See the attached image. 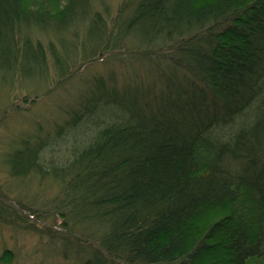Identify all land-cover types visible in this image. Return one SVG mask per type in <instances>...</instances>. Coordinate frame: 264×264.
<instances>
[{
    "label": "trees",
    "instance_id": "1",
    "mask_svg": "<svg viewBox=\"0 0 264 264\" xmlns=\"http://www.w3.org/2000/svg\"><path fill=\"white\" fill-rule=\"evenodd\" d=\"M96 2L0 0L1 76L106 66L59 126L68 156L7 155L61 185L44 230L77 264H264V0ZM3 198L0 223L36 217Z\"/></svg>",
    "mask_w": 264,
    "mask_h": 264
},
{
    "label": "rangeland",
    "instance_id": "2",
    "mask_svg": "<svg viewBox=\"0 0 264 264\" xmlns=\"http://www.w3.org/2000/svg\"><path fill=\"white\" fill-rule=\"evenodd\" d=\"M97 2L102 5V9L101 5L99 8L107 9L112 17L121 0ZM40 40L44 41L43 37L40 36ZM105 67L93 65L66 82H57L50 69L46 80L0 75V203L2 197L20 202L36 216L24 221L20 216L14 217L13 224L0 223V257L5 250L14 256L12 261L0 264H77L75 246L64 247L44 230L45 225L59 227L58 219L53 220L52 205L60 194L61 185L48 175L40 177L31 173L13 177L6 158L24 142L44 143L40 155L47 162L68 156L73 132L59 133V126L67 117L65 112L74 109L79 102V89L84 82L103 74ZM8 200L3 198L7 204Z\"/></svg>",
    "mask_w": 264,
    "mask_h": 264
}]
</instances>
